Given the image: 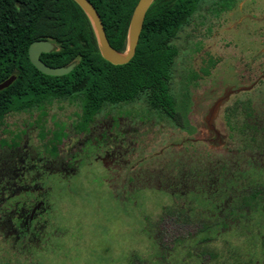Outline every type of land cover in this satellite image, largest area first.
<instances>
[{"label": "trees", "instance_id": "obj_1", "mask_svg": "<svg viewBox=\"0 0 264 264\" xmlns=\"http://www.w3.org/2000/svg\"><path fill=\"white\" fill-rule=\"evenodd\" d=\"M89 1L100 17L111 47L123 51L128 19L137 0ZM204 1L152 0L145 11L134 54L126 63L111 64L100 55L90 22L73 0H0V82L14 75L13 81L0 90V125L9 114L30 115L36 111L38 119L46 113L47 107L67 102L79 108L80 123L77 127L72 125L78 130L94 116L107 112V107L142 100L160 117L180 127L181 113L170 86L177 54L173 40ZM231 1L233 3V0H212V4L220 3L222 8ZM40 39L54 46L50 52L40 53L41 61L49 66H65L74 62L68 73L46 75L29 62L27 46ZM258 65L259 60L255 62L256 69ZM263 79L260 78L259 82ZM241 91L237 90L231 96ZM235 107L226 111L236 114ZM241 112H244L243 117L233 122L227 120V123L231 127L240 123L238 128L247 127L253 131L252 134L256 133L254 140L257 143L250 146L249 162L262 170L264 122L247 119L252 112L258 114L257 109L249 105H244ZM75 115L78 116L77 113ZM19 132L24 133V129ZM58 137V134L53 135L47 141H59ZM7 144L5 139L0 140V147ZM47 145L46 151L54 157L56 144L49 142ZM3 152L8 151L5 149ZM198 164L196 161H188L187 164L179 161L167 175L162 173L160 176L151 171L137 172L136 178L129 176L130 180L133 179L131 186L165 192L177 189L190 203L192 213L188 214L199 221V226L191 233L198 240L193 238V241L214 238L213 231L205 232L208 227L205 220L212 212L216 211L213 214L216 218L217 210H221L224 223L236 218L238 224L235 227L240 226V232L224 233L223 242L227 246L222 250L203 248L202 255L207 253L213 260H198L199 264H264V241L259 233H251L249 229L256 207L259 208L263 201L264 185L230 179L232 173H247L248 176L253 171L243 166L218 167L214 159L208 160L207 169ZM214 179L217 183L208 182ZM230 199H233L231 205L228 204ZM236 202L238 204L234 205ZM6 224V221H0L3 234ZM228 225L225 224L224 228ZM233 235L241 236L235 245H231L235 241ZM153 238L156 240L155 234L150 239Z\"/></svg>", "mask_w": 264, "mask_h": 264}, {"label": "rangeland", "instance_id": "obj_2", "mask_svg": "<svg viewBox=\"0 0 264 264\" xmlns=\"http://www.w3.org/2000/svg\"><path fill=\"white\" fill-rule=\"evenodd\" d=\"M173 44L177 54L170 86L174 96L184 102L180 110L186 128L183 134L200 131V116L229 89L244 88L235 97L248 98L264 107V81L254 89H246L256 70L253 56L257 61L256 54L264 49V0H233L222 8L220 3L213 5L212 0H205ZM146 107L142 100L107 107V115L119 113V122L126 127L111 130L123 133L120 136L127 140L132 137L136 154L145 156L136 164L141 168L169 159V143L181 135L180 130ZM75 113L79 116L77 106L62 102L60 106L47 107L38 119L36 111L30 115L9 114L0 125V140L7 142L12 140V132L25 129L27 145L41 160L47 155L49 142L62 141L57 146L59 152L72 155V165L62 175L52 171L41 176L36 165V173L27 177L31 183L49 186L45 195L49 211L45 214L52 225L46 228L51 238H46L52 242L42 244L41 248L28 247L26 258L22 259L0 241V264H199L198 260L184 257L182 250L177 255L182 260H169V256L167 260L154 258V246L143 231L148 230L145 227L150 226L151 220L157 219L161 208L169 205L170 196L152 189L134 190L125 197L113 193L108 186V171L98 158L101 155L97 157L101 153L96 148L103 134L98 136L81 128L77 130L79 135L89 137L78 140L70 132ZM142 114L141 123L135 116ZM63 127L69 128L64 137ZM56 134L59 141H47ZM7 154L0 149V170L5 169ZM49 165L46 168L50 171L58 168V163ZM158 227L164 242L186 228L172 217H164Z\"/></svg>", "mask_w": 264, "mask_h": 264}, {"label": "flooded vegetation", "instance_id": "obj_3", "mask_svg": "<svg viewBox=\"0 0 264 264\" xmlns=\"http://www.w3.org/2000/svg\"><path fill=\"white\" fill-rule=\"evenodd\" d=\"M256 56L259 58L260 65H258V68L250 76L251 79L249 78L251 84L246 87L248 90L254 89L257 84L259 85L264 81L263 79L259 82L260 78H264V49L261 50L259 54H256ZM253 61L256 62L254 56ZM238 89H242L241 92H244V88ZM235 91L237 90L229 89L228 93L223 94L209 104L206 112L199 118L202 122L200 131L197 130L188 134H183L182 132L186 130V128L182 123L181 115V126L179 127L169 119L160 117L151 109L159 119L163 118V121L169 122L181 132V135H179L174 142L169 143L171 144V150L169 152L170 158L152 167L141 168L136 166L137 162L144 159L145 156L136 154L133 145L135 141L130 136H127L129 138L127 140L124 136H120V134L123 135V133L116 134L113 132L114 130H111L117 127L120 128L121 126L122 128H126L122 125V122L121 124L119 122V113L107 115V112H102L89 120L82 129H84L85 132H96L98 136L103 134L101 138L102 144L99 143V148H96L97 146H95V148L97 151H100L101 154H98L97 157L101 155L98 158L101 159L106 171H108L107 181L112 192L121 195V197H125L129 192L138 190L131 186L133 179L130 180L129 178V176L136 178L135 176L138 175L137 172L151 171L158 176L162 173L167 175L168 171L173 170L179 161L184 164H187L188 161H196V163H199L198 165L204 166L205 169H207L208 160L210 159H214L218 167L233 168V166H243L246 169L253 170L248 176L247 173L242 175L239 173H232L230 174V179H234L235 181L243 179L245 181H252L253 183L264 185V169H256L257 166H255L253 162H249L248 153L251 150L250 146L257 143L254 140L256 133L252 134L253 131L247 127L242 129L238 128L240 123H236L233 127L229 126L227 123V120L233 122L243 117L244 112L240 113V109H242L244 105H249L250 108L257 109L258 113L255 114L252 112L247 116V119H260L264 122V107L262 104L253 102L248 98L242 99L231 96ZM230 99H232V101L227 103ZM174 100L176 107L180 111L184 106L183 100L176 96H174ZM234 105L236 106V114L229 111V107H234ZM146 108L150 110L148 107ZM227 108H229L228 112L226 111ZM142 116L143 114L141 116H135L138 122L142 121ZM231 117H233V119ZM74 121L73 124L75 126L78 125L80 123L79 116H76ZM63 128L62 135L64 137L67 135L69 128ZM70 128L71 134L77 135L76 138L78 140L89 137L79 135L80 131L78 132L76 128L71 125ZM25 133V129L22 135H20L19 132H12V140L7 142L8 144L6 146L3 145L0 147V149H6V151L9 152L7 155L9 159L3 166L5 169H1L2 171L0 170V221L4 220L7 222V224L4 225V227H6L4 229V234L0 232V241L8 245L10 249L22 257V259L26 258L25 254L28 252V247L38 246L37 248H41L42 244L52 242H49L46 238L49 236L46 233V228L52 225L48 222V216L45 214L49 211V200L45 196L49 186L47 184L39 185L38 183H31L27 180V177L33 175L36 171L41 176H43L45 172L49 173L52 171H56L57 175H62L66 170L69 171V165H72V155L69 157L59 152L57 148L62 141L56 144V154L54 157H51L47 152V155L41 160L39 157H35L33 151L30 150L27 145ZM131 145H133V147ZM55 163H58L57 169L50 171L46 168L49 164L54 166ZM45 164L48 165L45 166ZM36 165L38 168H36L35 171L34 167ZM40 166L43 168H40ZM29 170H31V172H29ZM208 182L217 183V180H209ZM165 193L171 198L169 205L163 206L158 213L157 219L155 221L151 220L150 226L145 227V229L148 230L143 231L147 232L145 233V237L148 239V242L154 246V250L156 251L154 258L157 260H167V256L170 257L168 258L169 260H182L183 257H177L181 250L184 253L183 256L190 260H213L211 257H208L207 253L202 255L201 250L207 247L222 250V248H225L224 246H227L223 242L224 233L230 231L236 233L240 232V226L235 227L238 224L236 218H232L234 220L224 223L225 220L222 218V211L217 210L218 217H213L215 211L205 220V223L208 225L205 232L213 231L214 238L201 242L193 241V238H195L194 240H198L197 236H193L191 233L197 229L199 226L197 222L199 221L197 217L192 216V218L190 216L191 214H188L192 213L188 199L180 195L177 189ZM225 201L227 200L225 199ZM228 204H233V199H230ZM237 204L236 202L234 205ZM164 207H167V210H164ZM164 217H172L175 223L178 224L180 222L181 225L183 224L186 227L181 230L182 234L176 233L167 242H164L166 239H161L162 231L159 227L157 228V226H160V222L162 224ZM252 219V225L249 227L250 232L259 233L260 238L264 241V198L259 208L256 207ZM225 224H229L227 228H224ZM48 233L51 232L49 231ZM154 234L156 235V240L154 238V240L150 239ZM232 237L235 238V241H232L231 245H235L237 244V239L241 236L233 235ZM48 238H51V236ZM25 247H27L26 250L22 252L21 249H25ZM198 257L201 259H198Z\"/></svg>", "mask_w": 264, "mask_h": 264}, {"label": "water", "instance_id": "obj_4", "mask_svg": "<svg viewBox=\"0 0 264 264\" xmlns=\"http://www.w3.org/2000/svg\"><path fill=\"white\" fill-rule=\"evenodd\" d=\"M84 12L92 27L97 48L103 59L111 64L126 63L134 54L139 32L142 26L145 11L152 0H137L128 19L126 30L125 49L121 52L115 50L109 44L100 17L89 0H73ZM54 48L53 44L47 40H34L27 46V57L29 62L41 73L46 75H63L68 73L73 66L71 62L65 66H49L41 61L40 53L50 52ZM14 79V75H9L0 82V90L9 85Z\"/></svg>", "mask_w": 264, "mask_h": 264}]
</instances>
